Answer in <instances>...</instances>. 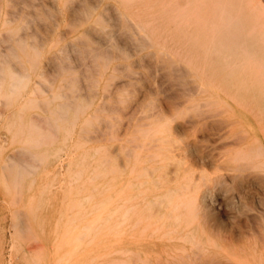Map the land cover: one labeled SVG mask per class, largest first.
Listing matches in <instances>:
<instances>
[{
  "label": "rangeland",
  "instance_id": "rangeland-1",
  "mask_svg": "<svg viewBox=\"0 0 264 264\" xmlns=\"http://www.w3.org/2000/svg\"><path fill=\"white\" fill-rule=\"evenodd\" d=\"M169 2L0 0V264H264V0Z\"/></svg>",
  "mask_w": 264,
  "mask_h": 264
},
{
  "label": "bare ground",
  "instance_id": "bare-ground-1",
  "mask_svg": "<svg viewBox=\"0 0 264 264\" xmlns=\"http://www.w3.org/2000/svg\"><path fill=\"white\" fill-rule=\"evenodd\" d=\"M126 1V0H124ZM67 2V1H65ZM122 2V1H121ZM197 2V1H196ZM170 5L172 7H177L176 12H174L177 16H175V21L177 24L180 23L179 19L180 16L184 14L180 9H186L189 5L192 4V0H170ZM182 7V8H181ZM234 9V7H233ZM75 10V9H73ZM84 16V15H83ZM83 19V18H82ZM193 19L192 14H189V12H185L184 18H183V34H175L173 35V41L178 42L180 40H184V42H188L190 39V35L188 32V26L191 25V20ZM5 21V20H4ZM87 21V20H86ZM224 22L229 25L227 27H234L239 28V25L242 23L241 19L238 15L230 17V19L225 18ZM5 23V22H4ZM194 23V22H192ZM79 24V23H78ZM5 25V24H3ZM180 25V24H179ZM4 27V26H3ZM74 27V26H73ZM80 27V26H79ZM229 29V28H228ZM230 29V30H231ZM146 30V29H145ZM224 29L217 30V34L212 36V38H209V40L216 46L219 45L217 50L212 54L214 58H216L221 64L224 63L229 67V71L231 74H235L236 76H241L244 72H248L249 70L253 72H258L260 74H264V54L259 53L257 49L252 46L253 43L250 40V37H248L245 33V30L240 28L235 31H230ZM10 31V30H9ZM8 33V32H7ZM183 35V38H181ZM83 36V35H82ZM12 38V37H11ZM10 39V38H9ZM139 39V38H137ZM253 40V38H251ZM195 40V39H194ZM10 41V40H8ZM12 41V40H11ZM239 41V44L238 42ZM237 42V43H236ZM90 43V41H89ZM41 44V43H40ZM55 45V44H54ZM159 45V44H158ZM164 48V47H163ZM15 49V48H14ZM13 49V51H15ZM37 50V49H36ZM23 51V50H22ZM38 51V50H37ZM16 52V51H15ZM35 53V52H34ZM38 53V52H37ZM36 53V54H37ZM14 55V53H13ZM40 56V54H37ZM29 56V55H28ZM172 56V55H171ZM18 57V55H17ZM19 58V57H18ZM29 58V57H28ZM30 59V58H29ZM34 61V60H33ZM38 62V61H36ZM37 65V64H36ZM25 67V66H24ZM32 67V66H31ZM172 67V66H171ZM61 68V67H58ZM36 69V68H35ZM206 70V68H205ZM35 71V70H34ZM30 74L27 73L26 77H28ZM24 79V78H23ZM1 81V80H0ZM19 84V83H18ZM20 85V84H19ZM17 87V86H16ZM13 88V87H12ZM15 89V88H14ZM19 89V88H17ZM235 138V137H234ZM257 140V139H256ZM241 142V141H239ZM150 155V154H149ZM166 180V179H165ZM168 191V190H167ZM146 193V192H145ZM190 196H185L184 199H188ZM169 198V197H168ZM182 199V197H181ZM127 201V200H126ZM130 202H132L130 200ZM177 202V201H176ZM129 202L127 201V204ZM173 206V205H172ZM180 204H175L174 207H180ZM134 207V206H133ZM123 206L121 207V209ZM125 208H126V202H125ZM124 208V209H125ZM135 208V207H134ZM132 211V210H130ZM135 211V210H134ZM129 213V212H128ZM127 213V216H128ZM136 211L134 212V214ZM126 216V217H127ZM125 219V218H124ZM141 221V220H140ZM152 221V220H151ZM147 225V224H146ZM165 225V224H164ZM148 226V225H147ZM190 227V226H189ZM158 229V228H157ZM162 229V228H160ZM174 231V230H173ZM175 232V231H174ZM177 233V232H176ZM133 245V244H131ZM125 247V246H124ZM173 258V257H172Z\"/></svg>",
  "mask_w": 264,
  "mask_h": 264
}]
</instances>
